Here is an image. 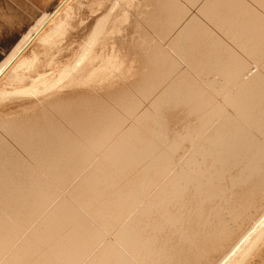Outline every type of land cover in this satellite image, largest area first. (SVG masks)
<instances>
[{"label":"bare ground","instance_id":"obj_1","mask_svg":"<svg viewBox=\"0 0 264 264\" xmlns=\"http://www.w3.org/2000/svg\"><path fill=\"white\" fill-rule=\"evenodd\" d=\"M33 1H35V0H32V3H33ZM66 1H68V0H56L54 3L51 4L50 8H48L46 12L45 11L43 12V10H42L43 13L40 12L43 14V16H41L42 14H40V16L42 17L41 20H39L40 22H38V24L36 26L34 25V28L32 27V30H30V32H29V30H27L28 34L25 32V34L27 36L25 35L24 42H22V44L20 45L21 40H19L18 42H20V43L18 45H20V46H18V45H17L18 47L15 46V47H17V50L11 51L10 53H12V52L13 53L10 56H9V54H5L6 56L8 55V57H6V60L4 62H2L0 65V79L4 75H5V77H7L6 73L8 72L9 68L12 66V64L14 62H16V59L19 58V56L26 50H28V53H27V55L25 54L26 57H24V58H26V60H27V58H28L27 56L29 54V45L31 43H33L32 41L34 39H36L37 37L39 39L37 42L35 41L36 42V43H34L35 45H37V43L40 42L41 40L43 41L45 39L46 40L49 39L48 41H50L49 36H53V38L51 40H52V44L54 45L53 47H55V46H57L56 44L58 43L57 37L61 38V36H62V38H63L64 35L66 36V33L68 32V30H70V28H68V27L71 25V23H69V26H68V23L60 22V21H63L62 17H60V18H62L61 20L56 19L58 22L57 25L53 24L54 26H51L50 28L47 27V25L51 21L53 23H55L53 20H55V16H57L56 14H58L60 9H63L62 7L65 5ZM151 1H153V0H151ZM164 1H166V0H164ZM169 1H172V0H168V2H166V3H163V2L159 3L156 0H154V2H156V3L153 2L154 4H156V7L154 6L155 10L156 9L159 10V11L156 10V12L157 13L160 12L162 19H166L168 16L170 17V14H168L167 17L163 15V14L166 15L167 12H172L175 10L178 11V9H181L180 7H183V9H187L185 6L182 5L185 3L187 4L186 0H182L183 3L181 4V6L178 2H176L177 0H175V3L176 4L178 3L179 5H175L173 3L174 0L172 2H169ZM70 2H71V0H70ZM75 2H77V1H75ZM189 2H191V1H189ZM34 3L32 5H34ZM104 3H105V1L98 0L97 5L104 7L103 6V5H105ZM190 4L191 3H189V5ZM68 5H69V3H68ZM119 5H123V7H125V8H123L124 14H121L122 16L124 15V21H126L128 19L130 20L132 17H134V19L137 22L142 24L141 25L142 27H145L146 29L150 27L148 30H151V31H153L156 28V26L153 25V26H155V28H153V30H152L151 27H153V26H150V25L148 26V23L143 22V19L136 15L137 14V13H135L136 11L135 12L132 11L130 5L122 4V0H114L112 5L110 6L111 9L110 10L108 9L109 12L107 10L106 11L107 13L103 14L101 16V18L98 19V21L96 20L97 25L95 26V29L93 30L94 32H91V34H92L91 39L90 40L87 39L89 41L88 46L83 47L82 52L78 55V59L75 61L76 63L75 64L72 63V65L73 64L74 65L68 67L69 71L64 72L65 73L64 75L61 73L62 71L60 72V74L63 75L59 79L60 82L59 81H56V83L52 82L54 85H56V84H58L57 82L61 83V80L62 81L64 80L62 82L61 88L51 89V87H53V86H51L50 90H48V91L45 90L47 93H44L45 91H42V97H43V95H45L48 103H47V101L44 102V99L40 96L39 93L38 94L34 93V98L29 96V98H30L29 99L27 97L28 98L27 102L25 100L24 103L21 105L18 103L14 104L13 110H10L12 108L9 109V107H7L9 110L8 109L5 110V108L2 110V106L0 105L1 110L5 112V115L0 116V213L2 214V215L0 214V262H1V260H4V258H5L4 256H6L10 251L13 250L16 252L17 249L16 250H14V249H15V245L18 247V243L16 244L15 241L17 240V238H19V236H20L19 239H21V237L24 236L23 234H25V236H27L26 235L27 232H25V231H24V233H22V231H21L22 234L20 233V235H18V233H19L18 229L20 228V225L22 227L25 224V226L27 227L29 225L28 223L33 221V219H35L33 217H35L36 214L39 215V212H40V214L42 213L41 212L42 210H40V209H42L45 206L44 202L42 200L44 198H47L44 200L46 203V201H48V198L51 199L53 197L50 195H52L51 193L56 192V191H53V189H54L53 186H52L51 191H50L49 187H51V185L48 186V188H49L48 189L46 187L47 184L48 185H49V183L54 184V182H56L60 178L59 177L58 179H56V176H58L60 174L59 172H61V174L63 172H65V175L63 173V176H66V173L70 174V171L73 172L74 169L71 170V167H70V166H72L71 164H73L74 161H75L74 164L75 163L80 164V162H82V160H79V159H81V157L85 158L84 156H82L85 153V152H83V149H85V148H83L82 146H80L78 144L79 141H82L85 144L87 143L88 145L90 144L89 147H91L93 150H99V149H94V147L95 148L99 147V148L103 149L102 151L100 149V151L102 153H103V151H105L106 148H108L106 150V152H104L103 154L98 151L99 153L97 152L98 154L96 155V158H97V156L98 157L101 156V158L99 160H101L103 158V162L105 161L108 165L112 166L111 168L114 167L119 171V173L121 172L124 175L126 174L125 176L121 175V177L124 176L126 178V176L128 175L126 178V180L129 182L128 184L132 185L131 187H133L135 192L140 195V196L138 195L139 197L137 198L135 193L132 191L133 189L130 190L129 187H127V186H126L127 187V189H126V187L123 186L122 182H124V181L121 182L122 183V185H121L120 179H119V181H118V179H116L119 182V185H117L115 183L116 180L114 178H112V177H114V174H113V176H110V177H109V175L108 176L106 175L111 170L110 171L106 170V172L108 171L107 173L104 171L105 169H110V168L106 167L105 164L102 162H101L102 165H101V163H98L100 161H97V163H96L97 165L93 161V163L95 165L92 164L94 167L92 165L91 166L93 167V169L95 171H97L96 172L97 174L94 173L95 171L93 172L92 170L91 171L88 170V171H90V173L88 172V175H89L88 177L93 176V174L98 175L99 171H104V174L106 173L105 174L106 176L104 175L103 177L99 178L100 175H98L95 178L90 177L87 179V177H85L83 174L82 176H84L83 177L84 179L81 177L83 182L80 180H77L80 183L75 181V182H77L76 183L77 185L74 187L72 186V188L73 189L75 188V190L74 191L68 190V193L67 192L65 193L67 195L69 194V197H67L69 200H67V201L70 203V205L74 204L73 206L71 205L72 207H74V206L77 207L80 205L84 207V209H82V210L88 216V217H86V215H85V217L89 220L90 224L93 222L95 223V224L93 223V225H96L94 227L95 228L94 230H98L97 233L101 232L103 234V232H102L103 230L107 231L108 230L107 228L111 227L113 225V223L114 224H115V222L119 223L122 220L121 225L119 227L117 226L118 224H116V226H114V230L117 228L116 232H114L113 234H110V235L108 234L109 235L108 240L111 239L112 244L110 243L111 244L110 245L109 244L110 241L108 242L106 240L110 246H107L105 248V246L103 245L102 247H104V248L102 251H100V248H102V247L99 246L97 248V254L99 255V251L101 254L97 258L93 257L94 260L92 258L91 260H93V261H91L90 264H120L119 260L121 261L122 264L123 263L124 264H175V263L210 264L209 262L210 261L212 262L214 257H216V252H218L220 247H221V246L219 247L217 243L218 242L220 243L221 240L222 241L224 240L227 242V240L229 239V235L232 234V231L230 229L231 225L234 226V223H235V222H231V224H230V222H229L228 223L229 224L228 229H226V227L221 225V224H218V225L214 224L212 226V223L210 222L211 216H215V217L219 216V217H222L225 219L226 215H229L230 220H233L236 222L237 221H241V222L246 221L243 219L244 217L250 218L249 217L250 215L248 216V211H247L246 207H250L251 205H254L256 197L263 190L264 179H260V178L262 176L264 177V84H263L264 81L262 83V82H260V80H258V81L256 80L257 77L256 78L254 77L255 78L254 80L252 79V81H248L249 83L246 82L247 84L245 83V85L236 89L237 91H235L234 93L231 92L232 94L230 93L231 95L228 96V98H222V99L219 98L218 100H216L214 98L217 102L220 101L218 103H222L221 105L222 106L224 105L223 108L224 107L225 108L223 110L222 106H220L218 103L217 104L220 107H218V105L216 104L215 107L213 105V108H216V106H217L218 110H219V108L221 110H223L222 111L223 114L220 115L219 119H218V117H216L218 120L214 123V125H212V126L210 125L211 126L210 129H209V127L207 129H204L202 127L203 125H200V124H205L206 122H208V120L204 121V123L198 124V126H201V129L203 128L204 130H200L201 132L198 133L199 135L197 134L198 136H196V137H195V135H196V131L198 129H193L190 126H185L188 123L184 124V120L183 121L179 120L181 123L183 122V124H184V125H182L181 130H180L182 132V135L177 136L176 135L177 133H176L174 135L177 137L178 141L175 142V139L171 140L170 139L171 134H170V136L168 135L169 132L167 133V131H168L167 128L165 129L164 128L165 126H163V127L161 126V122L163 124H165L169 120L168 121L166 120V122H165V119H163V118L166 117V114H165V117L163 116V118H161L162 117L161 113L162 112L167 113V111L173 110L174 107H177V106H174L173 104L175 102H177L175 100H179L178 97H176L178 95L177 94L175 95V97L177 99L171 98L170 94H168V93H170V90H171V89H169V91H167L168 92L167 94L165 92H162V93H165V95H163V96L159 92L161 95L159 94V96H157L159 98L156 99L157 98L156 94L158 92L157 90L160 89L159 81H160L162 75L165 74V72L167 73V71H168V63H169L168 58L163 57L159 53H154V52H157L156 50L154 52L152 51L153 52V53L151 52L152 54H148V55L144 54L145 59L143 58L144 60L142 61V66H141L142 67V73L140 76L138 75L139 76L138 77L136 75L141 71H139V69L137 67V65H139V64L135 65V63L132 60H130L133 58L129 59V58L124 57V56L121 58L120 57L118 58L116 56L117 58L116 57L108 58L106 60V63L102 62L103 65L100 66L99 63L96 64V62H95L96 60L91 54V53H93L92 51H95L94 50L95 45H97V46L99 44H102L103 46L106 45L107 43L105 44V40L107 41V39H108L107 35L108 34L112 35V33L114 32L115 25L114 26L111 25L112 26V28L110 29L111 33H108L107 31H109V30H106L105 27H106V23L109 22V18L113 19V17H112L113 15L110 16L112 14V10H114ZM8 6H9V4H8ZM39 6H40V4H39ZM207 6H209V5L206 3V9H207ZM11 7H10V9H11ZM35 7H37V5ZM64 7H66V6H64ZM101 7H100V9H101ZM45 8H47V7L45 6ZM39 9L41 10V8H39ZM43 9H44V7H43ZM183 11L184 10H182V12ZM193 11H197L196 8ZM62 12H64V11H62ZM114 12H115V10H114ZM180 12L181 11H178L179 14L176 12L177 16H180ZM130 13L132 15H130ZM30 14H31V12H30ZM171 14L173 15V13H171ZM176 14L174 13L175 17L173 16V18L175 20L177 17ZM1 15H2V13H1ZM157 15H159V13ZM172 15H171V17H172ZM23 16H25V15H23ZM130 16H132V17H130ZM2 17L3 18H0V55H2V52L5 51L4 49L7 47V45H9L10 40H12V38L15 36V33L17 31H20V28H21L20 26H18V24H16L17 22L15 23L13 21L14 22L13 23L12 21L8 20L10 18L5 19V16H2ZM6 17H7V15H6ZM152 17H155V16H152ZM163 17H166V18H163ZM34 18H37V17H34ZM57 18H58V16H57ZM112 19H111V22H112ZM174 19H171V20H174ZM87 20H88V18H87ZM166 20H168V19H166ZM171 20H169V21H171ZM35 21H37V20H35ZM153 21H154V19H153ZM156 21H154V22L156 23ZM163 21L161 20L160 23L162 24ZM181 21H182V19H181ZM85 22L86 21L83 22L84 23L83 25L86 27ZM130 22H128V23H130ZM27 23H28V21H27ZM158 23H159V20L157 21V24ZM160 23L158 24V26L160 25ZM175 23L177 25V22H175ZM179 23H178V25H179ZM249 23H251V22H249ZM19 24H21V22ZM50 24H52V23H50ZM89 24H88V26H89ZM172 24L173 23H171V25ZM76 25H77V21H76ZM128 25H130V24H128ZM151 25H152V23H151ZM164 25H166V22ZM167 25H168V22H167ZM167 25L163 26V27L167 28V27L171 26V25H169V26H167ZM74 26H75V24H74ZM81 26L79 25L78 28H80ZM158 26H157V28H158ZM161 26H159V27H161ZM172 26H174V25H172ZM243 26H244V23H243ZM46 27L48 28V30L46 29L47 31L45 33H43V35H42L41 32ZM119 27H121V26H119ZM163 27H161V28L164 29ZM29 28H30V26H29ZM161 28H159L160 32H161ZM80 29H83V28L81 27ZM80 29H78V30H80ZM143 29L144 28H142V30ZM245 29H246V27H245ZM83 30H82V32H83ZM85 30H86V28H85ZM105 30H106V32L104 33ZM173 30H175V29H173ZM190 30H192V29H190ZM25 31H26V29H25ZM50 31H52V32H50ZM117 31H119V30H117ZM184 31L186 32L187 30L183 29V32ZM188 31H189V29H188ZM70 32L71 31H69V33ZM180 32H181V30H180ZM183 32H181V33H183ZM72 33L74 34L76 32H72ZM163 33H164V31H163ZM184 33H183V35L181 34V36L179 35L180 39L182 36H184ZM192 33L195 34L194 31H192ZM158 34H159L158 37H160L162 32H161V34L160 33H158ZM188 34H186V36H184V38L182 37L183 40H187L186 37L189 38ZM80 35H82V34H80ZM77 36H79V35H77ZM149 36H151V35H149ZM163 36L164 37H162V38H165V33ZM190 36H193V35L190 34ZM60 38H59V40H60ZM65 38L68 40L67 36ZM71 38L73 39V37H71ZM87 38H90V37H87ZM19 39H22V38H19ZM169 39H171V38H169ZM177 39H178V37L175 39V41ZM180 39H178V40H180ZM70 40L71 39H69V43H70ZM189 41H191V39ZM41 42H40V44H41ZM44 42H46V41H44ZM74 42L76 43V41H74ZM151 42H153V41H151ZM154 42H156V41L154 40ZM177 42H179V41H177ZM180 42H182V40ZM183 42L187 43L186 41H183ZM166 43H167V41H166ZM167 44L169 45V43H167ZM177 44L178 43H176L175 45L177 46ZM43 45H46V44H43ZM153 45H155V44H153ZM171 45H170V47L168 46L170 49L172 47ZM74 46H71V48L69 47L68 50L66 51V53L68 55L67 62H70L72 57L74 58V55H76L75 54L76 51L73 50L75 48ZM77 46H79V45H76V47ZM137 46H136V49H137ZM179 46H180V44L178 45V47ZM182 46L183 45L181 44V47ZM60 47H58L57 49L60 50ZM65 47L66 46H64V48L63 47L62 48L65 49ZM72 47H74V48L72 49ZM229 47H231V46H229ZM145 48H147V47H145ZM236 48H238V47H236ZM53 49H56V48H53ZM57 49L55 50L56 51L55 54H57V52H58ZM114 49H115V47H114ZM177 49H179V48H177ZM31 50H30V53H31ZM149 51H151V50H149ZM49 52H51V50ZM175 52L176 53L178 52V54H179L180 50L179 51L175 50ZM61 53H62V51H61ZM164 53L165 54L167 53L166 50ZM186 53H184V54H186ZM64 54H65V52H64ZM112 54H113V52H112ZM165 54H164V56H167L170 54V52L167 55H165ZM180 54L178 56H181ZM53 55H54V53H53ZM119 55H120V53H119ZM137 55H139V54H137ZM65 56H66V54H65ZM134 56H135V54L133 55V57ZM178 56L176 55L177 58H178ZM189 56H191V55H189ZM91 57H93L94 59H92ZM138 57L140 59V56H138ZM170 57H169V60H170ZM172 57H174V56H172ZM64 58L65 57H63V59ZM75 58H77V56ZM89 58H91V60ZM74 59H72L71 62H74ZM89 60L90 61L93 60V63H95V64L92 65ZM129 60L131 62H129ZM182 60H183V58H182ZM35 61H38V60L36 59ZM82 61H85V62L82 64ZM104 61H105V59H104ZM20 62H22V61H20ZM51 62H52V60L49 63H51ZM53 62H54V60H53ZM79 62H81L80 65L82 64L80 69H79V67H77V63L79 64ZM173 62H175V60L174 61L172 60V65H174ZM172 65H171V67L169 66L171 70H173ZM28 66H29V64H28ZM35 66L37 67L36 64H35ZM47 67H49V66H47ZM181 67L183 70H185V68H187L186 65L185 66L183 65ZM255 67L258 70H260L262 73L258 77L260 79L261 75H264V71H263L264 68L262 66H259V65L255 66ZM61 68H63V67H61ZM61 68H60V70H61ZM76 68H78L79 70ZM148 68H149V70H148ZM10 69H12V68H10ZM28 69H29V67H28ZM28 69L26 71H28ZM30 69H31V67H30ZM175 69L177 70L178 67ZM13 70L15 71V69H13ZM173 71H171V72L173 73ZM260 71H257V72L260 73ZM15 72L18 73L20 71L16 70ZM29 72H28V74H29ZM71 72H73L74 74H77L78 76H80V75L84 76L83 75L84 73L89 74L88 78L84 79V82H86L85 85L81 84L78 80H76V79H78L76 77H75L76 78L75 79V78H72L73 76H71V78L68 79L67 77L69 76V73L71 74ZM146 72H147V74H146ZM168 72H170V71H168ZM11 73H14V72H11ZM25 73H23V74H25ZM42 73H44V72H42ZM73 73H72V75H74ZM204 73H205V71H204ZM189 74H190V72H189ZM8 75L10 76V77L8 76L10 79V84H11V81H13L12 83L15 84L19 79L17 77V75H10V71H9ZM52 75H54V74L52 73ZM19 76H22V75H19ZM55 76H56V74H55ZM86 76L87 75H85V77ZM115 76L119 77V79H121L124 82V84H122L123 82L121 83L120 80H117V78ZM163 76L166 77L167 75L165 74ZM168 76L171 77L170 73L168 74ZM23 77H24V75H23ZM192 77L193 76L191 75L190 78H192ZM263 77H262V79H263ZM7 78H5V80L9 81V80H7ZM127 78L129 80H127ZM162 78L164 79V77H162ZM186 78H187V76H186ZM163 79H161V81H163ZM183 79L181 78V80L179 82L175 83L177 85L174 88L176 90L178 89L177 91L181 90V92H182V90L183 91L185 90L184 96H182L183 92L178 93L176 90H174L171 87L173 89V91L177 92L179 95L182 94L181 95L182 98L185 97V99L184 98L181 99L182 103H181V100L179 101L181 104L186 106V107L183 106L184 107L183 109L191 106V104H193V105L195 104L194 107L192 108L193 110H194V108L199 109L202 106V107H205V108H202L203 111H205L207 108V111H205V112H208L207 113L208 115L210 114L208 116L209 118H210V116H214V115H212L214 111L213 112L211 111L212 114L209 113L211 106L207 103V99L210 97H207L208 95H206L205 96V97H207L206 101H205V98L203 99V97H201L202 99L199 98L200 96H202V94H204V95L206 94L205 91L201 90L202 94L200 93L201 95L199 94L200 95V96L198 95L199 97L197 96V94H195L196 92H193L194 95H193V93H191L193 96L192 95L189 96L190 94L186 95L187 97L185 96V92H187L188 90H191L193 88L191 86H193V84H195V83L191 84V82H189L190 80L188 81V79H186V80H185V78H183ZM5 80H4V82H5ZM192 80H194V79H192ZM46 81H48V80H46ZM129 81H131V82H129ZM17 83L19 84L20 82H17ZM49 85L47 86V88L49 87ZM87 85L90 88H92L96 92L97 95H95V93L93 94L91 92L92 89L89 90L88 88H86L85 86H87ZM162 86L163 85L161 83V87ZM195 86H196V88H198V89L195 88L197 90V93H199L200 92V91H198V90H200L199 87H197V84L194 85V87ZM155 88L156 89L158 88V89L156 90ZM195 89L193 88L192 91ZM2 91H3V89H2ZM38 91H39V88H38ZM192 91H190V92H192ZM231 91H234V90L232 89ZM203 92H205V93H203ZM134 94L138 98L136 96L134 97ZM171 94L173 95V92H171ZM12 95H14V94H12ZM160 96H162V97H160ZM194 96L195 97L197 96L198 98L197 97L195 98ZM173 97H174V95H173ZM190 97H194V98H190ZM219 97H221V96H219ZM11 99H13V98H11ZM16 99H18V98H16ZM214 99H213V101L210 99L209 100L214 102ZM23 100H24V98H23ZM36 101L39 102L40 105L43 106V108H41V106H39ZM141 101L142 102L144 101V103L141 104L140 103ZM0 102H2V104L4 103L3 100ZM180 103H177V104L175 103L176 105L179 104L178 109L180 108ZM169 104H172L173 108H171V106H169V108H168L169 110H167L166 106ZM211 105H212V103H211ZM6 106L7 105H5L4 107H6ZM114 107L116 109L121 108L122 111L126 112V114H125L126 116L124 118L126 119L128 117L129 119L128 120L126 119V121H125V119H123L125 121V123L123 122V120L120 116L118 117L117 110ZM14 108L16 109V111ZM181 108H182V105H181ZM181 108H180V111L176 110V108L174 109V111L176 110V112L178 111L179 114H181L180 112L183 110V109L181 110ZM147 109H149V110H147ZM189 109H191V108H189ZM143 110H144V113L140 114L141 111H143ZM185 110H187V109H185ZM193 110L190 113L191 115L193 113H196V112L198 113L197 110L195 112H193ZM187 111H189V110H187ZM216 111L217 110H215V112ZM176 112H175V114H176ZM178 112H177V114H178ZM189 112H187V113L183 112V113H186L188 115ZM218 112L220 114L221 111H218ZM121 113H123V112H121ZM168 113H170V112H168ZM201 113H203V112H201ZM171 114L172 113H170V115ZM219 114L217 113L216 115H219ZM121 115H123V114H121ZM199 115H201L200 112L197 114V116L199 117ZM171 116L173 117V115H171ZM203 116L204 115H202L201 117H203ZM205 116L203 118H205ZM178 117H180V115ZM216 118H215V120H216ZM177 119H182V117L177 118ZM205 119H207V117ZM213 119L214 118L212 117V120ZM210 120L211 119H209V122H211ZM200 121H202V120H200ZM58 122H62L63 126L65 125L66 130L63 129L64 127L63 128L59 127L60 129H57V127H56V129H54L55 125H57ZM176 122H178V121L176 120L175 123ZM186 122H189V120H187ZM62 123H59V124L62 125ZM167 124H169V122ZM178 124H180V123H178ZM174 125H177V124H174ZM188 125L192 126V124H190V122ZM167 126H169V125H167ZM206 126H208L207 123L204 125V127H206ZM172 128L173 127H171V129ZM144 130H146L147 131L146 133L147 134L149 133L150 137H152V139H153L152 141H151V139L149 140L146 138L147 135L146 134H145L146 136L144 135V133H143ZM175 130L177 132V129H175ZM175 130H174V133H175ZM171 138H172V136H171ZM51 141H52V144L55 145L54 149L57 147V149L55 151H53L52 154H51V152L50 153L48 152V150L50 148ZM75 141H77V142L75 143ZM159 141H161V142H159ZM156 142L161 143V144L163 143L162 145H164L165 147L164 146H163V148H161V146L159 147L158 145H156L157 144ZM178 142L183 144L185 146V149H184V151H182L183 153L180 156H178L179 155L178 154L176 157V151L181 149L179 147ZM187 142L189 144H187ZM67 144H69V145L67 146ZM92 144H94L95 146H93ZM81 145H84V144H81ZM79 146H80V148H78ZM52 149H53V147L51 146L50 151H52ZM86 149L88 150L87 147H86ZM87 150H85V151H87ZM89 151L90 150H88V152ZM81 152H83V153L81 154ZM89 153H93V152L90 151ZM85 154H86L87 158H89L91 156V155L89 156L88 153H85ZM170 156H174L175 160L174 159L172 160V158H170ZM92 158H93V156H92ZM86 160H88V163H89L91 158L86 159ZM170 160H172V161L170 162ZM209 160L212 162V166L209 168H207L205 166L206 168H203L204 163L209 161ZM85 162H87V161H85ZM85 162H83V163H85ZM83 163H82V165H84ZM88 163H85V164H88ZM91 163H92V161H91ZM82 165L80 164V165H76V166H79V168H80V166H82ZM84 167H82V168H84ZM50 168L52 169V171H53V169H55L58 172V175H57V173H55L56 176L54 175V171L52 172L55 178L50 177L51 176L50 175L51 172L49 173ZM72 168H74V166ZM75 168L77 169V167H75ZM82 168L80 170H82ZM88 169H92V168H88ZM29 170H33V171L35 170V171H37L39 173L41 172L43 174L42 177L44 178V180H46L48 182L47 184H44V185H46L45 187L49 191L50 195L48 194L47 191H45L46 188H44L45 190L43 189L42 184H39V182L37 183V181L35 182V180L39 179L40 175H39L38 179H33L34 182L30 181L31 174H30V178H28L30 182H26V179H25V182L23 181V179L27 178V176H25L23 178V176H22L23 173L22 174H20V173L21 172L26 173L27 171L31 172ZM75 170H74V172L78 173V171L76 170L77 171L76 172ZM80 170H79V172H80ZM14 172H16V173L20 172L17 175H21V177L23 179L22 180L19 179L20 177L18 176L16 180L19 179V180H21L22 183H20V182L15 183L17 181H15L14 183H11V180L13 181V179L16 177H13V179L10 180L9 176L7 174L11 173L14 175ZM37 172H35L36 174H34V172H33L32 176L34 175L37 178V176H38ZM44 172L45 173L47 172L49 174L46 175ZM91 172H92V174H91ZM84 173H85V175H87L86 174L87 171ZM100 173H102V172H99V174ZM116 173H118V172H116ZM27 174H25V175H27ZM78 174H80V173H78ZM108 174L111 175V173H108ZM6 175H7L8 179H7ZM70 175H69V177H72V175L71 176ZM102 175H103V173L101 174V176ZM74 176H75V174H73L72 178H74ZM158 176H159V178H158ZM42 177H41V179H43ZM115 177L118 178V176H115ZM10 178H11V176H10ZM53 178L55 179V181ZM156 178H158V179H156ZM71 179H70V181H71ZM65 180H67V178ZM68 180H69V178H68ZM46 181H44V182L46 183ZM60 181H61V179H60ZM95 181H98V182L96 183ZM101 181H102V184H101L102 186L99 187L100 186L99 182H101ZM154 181H155V183L153 184V186L151 185L152 187H150V189H148L147 187L151 183H153ZM40 182L43 183L41 180H40ZM59 182L57 181L55 184H58ZM62 182H63V180H62ZM67 183L69 185V181ZM61 184H63V187L66 188L65 186L67 184L65 186H64V182ZM59 185H60V183H59ZM74 185H75V183H74ZM126 185H127V183H126ZM60 187L62 188V186H60ZM144 189H146V190L148 189V190L143 191ZM60 190H62V189H60ZM152 190H156V191L153 192ZM58 192L59 191L57 190V193L55 195L61 194ZM62 192H63V190H62ZM140 192H145V193H140ZM48 195L51 198L48 197ZM54 197H56V196H54ZM218 197L222 201L223 205L219 204L221 202H219V203L216 202L215 199H217ZM260 197H261V195H260ZM262 198H263V196H262ZM61 200H62V198L59 199V201H61ZM257 200H258V198H257ZM62 201H61L62 204L64 202H66L65 200H64V202H62ZM133 201L135 202V206L134 207L132 206L133 209L131 210L129 208L131 206V203L134 204ZM68 202H67V204H69ZM41 203H43L44 206L41 205ZM211 203H212V205H211ZM49 204H50V202L48 203V205ZM63 205H62V207H63ZM58 206H61V204L57 205V207H56L59 210ZM65 206H68V205L65 204L64 207ZM69 206L67 207V209L69 208L71 210L70 212H72V211L74 212L76 210L77 213H80V212L82 213V211L78 212L77 208L75 209V208H72ZM229 206H230V208L227 209ZM62 207H60V210L62 209ZM64 207H63V209H64ZM252 207H255V205ZM263 208H264V206H263ZM55 209H53V210L55 211ZM69 209L67 211L64 209L65 211L62 210L61 212L59 210L58 212H59V214L62 212H64V213L66 212L65 214H68ZM50 210H52V209H50ZM260 210H262V208H260ZM43 211H45V210H43ZM51 213L52 212L50 211L49 214H51ZM81 213H80V216H81ZM52 214H54V213H52ZM56 214L58 215V213L55 212V214L53 215L54 217H52V218H54V220L51 222V224L49 223L50 227L54 229V230L51 229L53 232L57 231V229L59 227H61V225L63 224L62 222H61L62 223L61 224L59 221L58 222L61 225L58 222H56V220H58L57 218H55ZM62 214H60V215L62 216ZM72 215L73 214H71V213H69V215H66L67 217L63 215L64 217L68 218L69 220H67V219L65 220V218H63V217H61V219H64V221L67 224V221H72V220H70V219H72ZM68 216H70V217H68ZM83 216L81 217L82 220H80V222L84 221ZM37 217H39V216H37ZM37 217H36V219H37ZM74 217L73 218L75 219V221L77 220V222H79V220H78L79 218L77 216H74ZM76 217L78 219H76ZM48 219H49V217L47 216L46 222H44V224H48L47 223ZM50 219H51V217H50ZM74 219H73V221H74ZM59 220H60V217H59ZM262 220H264V218H262ZM37 221H39V220H37ZM73 221H72V225L70 223L68 224V225H71L70 229H72L73 232L74 231L78 232V230H79L80 232L84 233L86 231V229H89L87 227L88 226L87 224L89 222L86 223L87 226L85 225V227H84V225H83L84 223H77V222L73 223ZM257 221H258V219H257ZM257 221L255 222L256 227H254V226L252 227L253 230L255 228L256 229L253 232L249 233L246 237H244L245 240H243L242 239L243 237H242L241 238L243 240L242 243H239V244L235 243V244H237L238 247H235L236 250L233 249V250H235V252L233 250L231 251V252H233V254H232L233 256L230 254V257L228 258V256H229V253H228V255L224 259L225 261L218 262V263L213 261L214 264H229V262L235 258L234 256L235 255L237 256L238 252L240 250H242V247L244 245H246L247 242L251 238H253L254 233L257 231V229L261 225L260 222H257ZM48 222H50V220H48ZM84 222H87V221H84ZM261 223H262V221H261ZM37 224H36V226H37ZM42 224L43 223H41V225ZM90 224H89V227H90ZM237 224H241V223L237 222ZM48 225H43V226L48 227ZM43 226L40 227L41 228L40 230H42ZM91 227H90L91 232L92 231L94 232L93 227L92 228ZM23 228H22V230H23ZM36 228L35 229L33 228V229L36 230ZM68 228H69V226H68ZM238 228L240 229V227H238ZM241 228H242V226H241ZM33 229H31V230H33ZM46 229L50 230V228H46ZM60 229H58V231H61L60 236L66 237L65 236L66 233L62 234L63 230H62V228H60ZM64 229L66 231H63V232H67V233L69 232L68 233L69 235L72 234V233H70L71 230L67 231V226ZM112 229L110 230V232L112 231ZM24 230H26V228ZM31 230L28 231V235L33 234L31 232ZM40 230L38 229L37 232L36 231L35 232L38 233V231H39V233H40ZM52 231L49 234L53 233ZM235 231H236V229H235ZM235 231H234V233H235ZM250 231H252V230H250ZM48 232L49 231H45V233L43 232L44 233L43 235L44 236L46 235L47 237H44L42 234H40V236L42 235L41 236L42 241H43V238H45V240H47V242H48V240L51 238V237L49 238V235H47ZM36 233H34V235H31V236L38 238L39 236H35ZM92 233L87 232L86 234L84 233L85 235L83 234V236L80 233L79 235H81L80 237H84L83 239H86V240L93 237L94 238L93 239L94 240L93 247H94L97 244V243H95V241H96L95 238H97L98 236L95 235L97 237H94L93 234H95V233H93V234ZM101 233L98 235L101 236ZM244 233H245V231H244ZM16 234L18 235V237L16 236ZM38 234H36V235H38ZM77 234L78 233H74V234H72V236L66 237L67 241H68L67 243H70L71 241H73L74 243L77 242L76 245H74V243L71 242L70 246L74 245L73 246V248L75 247L74 249H72L69 246L70 249H67V250H69V251H67L66 249H64L65 247H67V245L65 247L62 245L61 248L64 249L65 251L69 252V253H70L71 249L73 251L75 250V252H76L79 247L82 248L81 249L82 251L79 252V254H80L79 259H77L79 261L82 259L81 253L84 250H86V248H84L85 247L84 245H86V246L89 245L88 244L89 242L87 243V241L84 240L85 243H87V244H82L80 246L78 244V242L79 241L83 242V239L81 238V240H80L79 236ZM51 235H53V234H51ZM60 236H59V238H60ZM104 236L105 235H103L102 238H104ZM15 237H17V238H15ZM258 237H259V234H258ZM27 238H29V237H27ZM27 238H26V241H27ZM39 238L35 239V240H37L36 242H38ZM47 238H49V239H47ZM98 238H100V237H98ZM41 239L39 240L40 242H41ZM63 239L60 238L59 241H61ZM75 239L76 240L79 239V241H75ZM69 240H71V241L69 242ZM230 240H233V239L231 238ZM238 240H239V237H238ZM21 241H23V240H21ZM88 241H92V238ZM102 241H103V239H102ZM234 241H235V239H234ZM29 242L30 241H28V242L24 241V243H29ZM44 242H46V241H44ZM64 242L66 243V241H63V243ZM107 242H105V243H107ZM20 243H23V242H20ZM30 243H29V245H30ZM227 243H229V242H227ZM231 243H232V241H231ZM98 244H99V242H98ZM29 245L21 246V248H20L21 251H20L19 255L16 252L18 256L15 253L12 257L9 258L10 255H8V258L7 257L6 258H7V261L8 260L9 261L8 262L6 260L2 261L3 264H33L30 261L32 260V258H31L32 253L31 252H34V249H33V247L31 249V246L28 247ZM223 245H224V249L222 250V253H223V251H227V250H225L226 244H223ZM232 245H230V246H232ZM60 246L58 248H60ZM96 246H95V248H96ZM35 247H37V245ZM252 247H253V245H252ZM38 248L39 247H37V249ZM61 248L59 250H61ZM90 248L93 249L90 246L87 249L90 250ZM78 250H80V249H78ZM229 250H231V249H229ZM36 251L38 253V250H36ZM67 252H66V254L64 253L65 256H67ZM24 253H27L26 254L27 256H28V254L31 253V256L30 257L28 256L29 259L27 257H25ZM59 253L61 254V256L64 257V255H62L63 253H61V252H59ZM69 253H68V256L70 258L68 257V259H70V260L69 261L67 260V261L70 264V262H72V260H73V264H75L77 261L74 262V259H76V258H74V255H70L72 253V251L70 254ZM76 253H75V255H76ZM85 253H87V250L85 251ZM222 253H220V254H222ZM225 253H227V252H225ZM36 254L34 253V255H36ZM39 254H41V253H39ZM39 254H37V256H35V257L38 258ZM82 254H84V253H82ZM84 255H83V257H85ZM43 256H44V254H43ZM77 256H75V257H77ZM263 256L261 257V259L264 258ZM33 258H34V256H33ZM40 258H41V256L38 259L39 261L42 260ZM47 258L48 257L46 256L45 259L47 260ZM64 258H66V257H64ZM10 259H11V261H10ZM45 259L43 257L44 261H45ZM114 259H116V260L114 261ZM244 260H245V258H244ZM244 260L242 262H244ZM258 260H260V259H258ZM237 261H239V260H237ZM32 262H34V261H32ZM35 262L37 263L38 261L36 260ZM35 262H34V264H35ZM261 262H259V263H261ZM46 263H44V264H46ZM37 264H40V262H38ZM52 264H54V263H52ZM77 264H80V263L77 262ZM85 264H86V262H85ZM87 264H88V262H87ZM241 264H243V263H241Z\"/></svg>","mask_w":264,"mask_h":264},{"label":"crops","instance_id":"obj_2","mask_svg":"<svg viewBox=\"0 0 264 264\" xmlns=\"http://www.w3.org/2000/svg\"><path fill=\"white\" fill-rule=\"evenodd\" d=\"M157 2H159V3H166V2H168V0H166V1H164V0H156ZM173 1V0H172ZM172 1H169V2H172ZM180 1V2H179ZM187 1V4L185 3V4H182L183 2H182V0H177L176 2H178L179 4H180V6H181V4L183 5V6H185L187 9H183V7H180L181 9H178V11H181L180 12V16H177V14H176V12L178 13V11L177 10H175V11H172V12H167V14L165 15V14H163L164 16H168V14H170V17L168 16L167 18L166 17H163V18H166V19H168V20H166V19H162V16L160 15V12H158L159 13V15H157L158 13L156 12V10H158V9H156L155 10V7H156V4H154V3H156V2H154V0L153 1H151V0H149L148 1V5L147 6H150L149 8L150 9H147V8H144L143 9V11L142 12H140V13H138L137 11L135 12V13H137L136 15L137 16H139V17H141L142 19H143V22H145V23H148V26L150 25V26H153V25H155L156 26V28H155V26H153V27H151L152 28V30H153V28H155L153 31H151V30H148L149 28H145V27H140V25H139V23L134 19V18H132V19H134L135 20V23L137 24V25H139V29H142V28H144L143 29V32H144V34L146 35V39H148L149 38V40H147V41H145L144 42V40L143 41H138V43L136 42H133V46H128L127 48H128V54L130 55L131 54V52H133V50L135 49V50H138V51H142L144 54H152L155 50L157 51V52H154V53H159L160 55H162L163 57H166V58H168V71H170V72H168L167 71V73L165 72V74L167 75L166 77L165 76H163V75H165V74H163L162 75V77H164V79L161 77V79H163V81H161V79H160V81H159V87H160V89H156L158 92H157V94H156V97L157 96H159V94L161 93L162 94V96L163 95H165V93L167 94L168 92L167 91H169V89H171L170 90V93H168V94H170V97L171 98H173V99H177L176 97H178V99L179 100H175V101H177V102H175L176 104L177 103H180L179 101L181 100V99H185V97H183L182 98V96H184V91L182 90V92H181V90H179V91H177L174 87H176V85L177 84H175V83H177V82H179L180 80H181V78L183 79V78H185V80L186 79H188V81L189 82H191V84H193V83H195V84H193V86H191V87H193L194 89L196 88V86L194 87V85H196L197 84V87H199V89L200 90H198V91H200L199 93H197V90L196 89H198V88H196L195 90H193L192 91V89L191 90H188L187 92H185V96L186 95H189V96H191L192 94L191 93H193V92H196L195 94H197V96L201 93L202 94V91H205L206 92V94L204 95V94H202V96H198L199 98H201V97H203V99L205 98V101H206V99H207V97H210V98H208L207 99V103L213 108V105H214V107H215V105L218 103V102H220V101H216V100H218L219 98H228V96H230L232 93L231 92H235V91H237L236 89H238L239 87H241V86H243V85H245V83L246 82H248V81H252V79L254 80L256 77V80L258 81V80H260V82H262L263 83V81H264V75H261V78L259 79L258 77L260 76V74H262L261 73V71L260 70H258L255 66H262L263 68H264V0H189V1H191V2H189L188 0H186ZM251 1V2H250ZM152 2V3H151ZM154 2V3H153ZM256 2V3H255ZM158 3V4H159ZM173 3L175 4V5H179L178 3L176 4L175 3V0L173 1ZM189 3H191L190 5H189ZM201 3V4H200ZM206 3L209 5V6H207V9H206ZM200 5V6H199ZM205 5V6H204ZM237 5V6H236ZM155 6V7H154ZM198 6V7H197ZM204 6V7H203ZM179 7V6H178ZM184 7V8H185ZM193 7V8H192ZM201 7V8H200ZM210 7V8H209ZM153 8V9H152ZM196 8V10L197 11H193L194 9ZM205 8V9H204ZM152 9V10H151ZM189 9V10H188ZM182 10H184L183 12H182ZM152 13H151V12ZM155 11V12H154ZM159 11V10H158ZM154 12V13H153ZM151 13V14H150ZM171 13H173V15L171 14ZM174 13L176 14V20L173 18V16L175 17V15H174ZM141 14V15H140ZM153 14V15H152ZM179 14V13H178ZM188 14V15H187ZM151 15V16H150ZM171 15H172V17H171ZM146 16V17H145ZM152 16H155V17H152ZM144 17V18H143ZM148 17V18H147ZM158 17V18H157ZM202 17V18H201ZM156 18V19H155ZM160 18V19H159ZM174 19V20H171V19ZM182 19V21H181V19ZM252 18V19H251ZM149 19V20H148ZM151 19V20H150ZM153 19H154V21H158L159 20V23L161 22V20L164 22H162V24L160 23V25L159 26H161V27H163V26H166L167 25V22H168V25L167 26H169V25H171V23H173L172 25H174V26H170V27H163L164 29H162L161 27H159L158 26V24H157V21H156V23L153 21ZM178 19V20H177ZM169 20H171V21H169ZM184 20V21H183ZM207 20V21H206ZM150 21V22H149ZM177 22V25H176V23L175 22ZM155 24H154V23ZM165 22H166V25H164L165 24ZM180 22V23H179ZM249 22H251V23H249ZM150 23V24H149ZM151 23H152V25H151ZM170 23V24H169ZM178 23H179V25H178ZM243 23H244V26H243ZM247 23V24H246ZM141 24V23H140ZM157 24V25H156ZM191 25V26H190ZM197 25V26H196ZM157 26H158V28H157ZM249 26V27H248ZM174 27V28H173ZM177 27V28H176ZM245 27H246V29H245ZM159 28H161V32H162V34H161V32H160V29ZM149 32H147L146 30ZM159 29V30H158ZM169 31H168V30ZM172 29V30H171ZM173 29H175V30H173ZM183 29L184 30H187L188 31V29H189V31L187 32H183ZM190 29H192V30H190ZM180 30H181V32H183L184 33V36H186V34H188V36H189V38L188 37H186V39L187 40H183V38H184V36H182L181 37V39L179 38V35L181 36V34L183 35V33H181L180 32ZM199 30V31H198ZM146 31V32H145ZM151 31V32H150ZM163 31H164V33H165V38H162V37H164L163 35H164V33H163ZM177 31V32H176ZM192 31H194L195 32V34H193L192 33ZM214 31V32H213ZM218 31V32H217ZM191 32V33H190ZM156 33V34H155ZM158 33H160L161 35H160V37H158L159 36V34ZM179 33V34H178ZM181 33V34H180ZM170 36H169V35ZM173 34V35H172ZM190 34L191 35H193V36H190ZM149 35H151L150 37H149ZM156 36V37H155ZM153 37V38H152ZM171 38V39H169V38ZM178 37V39H180V40H176L175 41V39ZM193 37V38H192ZM195 37V38H194ZM152 38V39H151ZM156 41V42H154V40ZM160 39V40H159ZM162 39V40H161ZM164 39V40H163ZM167 39V40H166ZM191 39V41H189V40ZM227 39V40H226ZM256 39V40H255ZM153 41V42H151V41ZM169 40V41H168ZM182 40V42H180ZM199 40V41H198ZM162 41V42H161ZM166 41H167V43H169V45L166 43ZM177 41H179V42H177ZM183 41H186L187 43H185V42H183ZM246 41V42H245ZM259 41V42H258ZM262 41V42H261ZM158 42V43H157ZM164 42V43H163ZM248 42V43H247ZM157 43V44H156ZM176 43H178L177 44V46L175 45ZM257 43V44H256ZM259 43V44H258ZM132 44V43H131ZM148 44V45H147ZM153 44H155V45H153ZM160 44V45H159ZM167 44V45H166ZM172 44V45H171ZM174 44V45H173ZM180 44V46L178 47V45ZM181 44L184 46H182L181 47ZM138 45V46H137ZM170 45L172 46L171 47V49L169 48L170 47ZM242 45V46H241ZM136 46H137V49H136ZM141 46V47H140ZM155 46V47H154ZM158 48H157V47ZM161 46V47H160ZM163 46V47H162ZM169 46V47H168ZM190 46V47H189ZM229 46H231V47H229ZM134 47V48H133ZM145 47H147V48H145ZM174 47V48H173ZM236 47H238V48H236ZM153 48V49H152ZM165 48V49H164ZM177 48H179V49H177ZM182 48V49H181ZM159 51H158V50ZM161 49V50H160ZM171 51H170V50ZM238 49V50H237ZM149 50H151V51H149ZM165 50H166V54L164 53L165 52ZM168 50V51H167ZM174 50V51H173ZM175 50H180V52H179V54L182 56H178L179 54H178V52L176 53L175 52ZM189 50V51H188ZM241 50V51H240ZM131 51V52H130ZM153 51V52H152ZM162 53H161V52ZM183 51V52H182ZM219 51V52H218ZM152 52V53H151ZM169 52H170V54H169ZM173 52V53H172ZM175 52V53H174ZM187 52V53H186ZM190 52V53H189ZM247 52V53H246ZM184 53H186V54H184ZM189 53V54H188ZM245 53V54H244ZM164 54L165 55H167V54H169L171 57L172 56H174V57H170L169 55H167V56H164ZM175 54V55H174ZM200 54V55H199ZM176 55L178 56V58L176 57ZM186 55V56H185ZM189 55H191V56H189ZM193 56V57H192ZM206 56V57H205ZM209 56V57H208ZM169 57H170V60H169ZM185 57V58H184ZM175 58V59H174ZM177 58V59H176ZM182 58H183V60H182ZM192 58V59H191ZM222 58V59H221ZM253 58V59H252ZM181 59V60H180ZM172 60L174 61L175 60V62H173L174 63V65H172ZM179 63H177V62ZM190 61V62H189ZM193 61V62H192ZM199 61V62H198ZM238 62V63H237ZM171 63V64H170ZM184 63V64H183ZM187 63V64H186ZM208 64V65H207ZM171 65H172V69L174 70L175 68H177L178 67V69L181 67V66H187V68H185V70H183L182 69V67L178 70H171L170 69V67H171ZM176 65V66H175ZM181 65V66H180ZM251 65V66H250ZM170 66V67H169ZM191 66V67H190ZM253 67V68H252ZM191 68V69H190ZM202 69V70H201ZM253 69V70H252ZM256 70V71H255ZM171 71H173V73L171 72ZM204 71H205V73H204ZM257 71H260V73L259 72H257ZM264 71V70H263ZM189 72H190V74H189ZM194 72V73H193ZM170 73V75H171V77L170 76H168V74ZM172 73V74H171ZM175 73V74H174ZM216 74V75H215ZM257 74V75H256ZM189 75V76H188ZM193 76L192 78H190V76ZM186 76H187V78H186ZM221 76V77H220ZM170 77V78H169ZM181 77V78H180ZM217 77V78H216ZM255 77V78H254ZM262 77H263V79H262ZM221 78V79H220ZM232 78V79H231ZM192 79H194V80H192ZM200 79V80H199ZM166 80V81H165ZM168 80V81H167ZM184 80V79H183ZM192 80V81H191ZM196 80V81H195ZM238 80V81H237ZM166 83H165V82ZM175 81V82H174ZM195 81V82H194ZM129 82H131V81H129ZM197 82V83H196ZM161 83H162V87H161ZM164 83V84H163ZM199 83V84H198ZM249 83V82H248ZM124 84V83H123ZM247 84V83H246ZM264 84V83H263ZM168 85V86H167ZM229 85V86H228ZM237 85V86H236ZM174 90H176L178 93H182L181 95H179L177 92H175V91H173V89ZM210 87V88H209ZM229 87V88H228ZM163 88V89H162ZM166 89V90H165ZM210 89V90H209ZM234 90V91H231V90ZM202 90V91H201ZM213 90V91H212ZM225 90V91H224ZM190 91H192V92H190ZM160 92V93H159ZM162 92H165V93H162ZM171 92H173V95H174V97H175V95L177 94L178 96H176L175 98L173 97V95L171 94ZM205 92H203V93H205ZM187 93V94H186ZM231 93V94H230ZM133 94V93H132ZM160 94V95H161ZM220 94V95H219ZM193 95H194V93H193ZM192 95V96H193ZM206 95H208L207 97H205ZM217 95V96H216ZM136 95L134 94V97H135ZM162 96H160V97H162ZM167 96V95H166ZM169 96V95H168ZM181 96V97H180ZM188 96V97H189ZM196 96V97H197ZM219 96H221V97H219ZM137 97V96H136ZM180 97V98H179ZM187 97V96H186ZM195 97V96H194ZM194 97H190V98H194ZM195 97V98H196ZM197 97V98H198ZM138 98V97H137ZM159 97H157L156 99H158ZM216 100H215V99ZM202 99V98H201ZM212 100L213 101V99H214V102H212V101H210V100ZM209 101V102H208ZM142 103H144V101L142 102L141 101V104ZM173 104L174 106H177V107H174L173 108V106H172V104H169V105H167L166 106V109L167 110H169L168 108H169V106H171V108H173V110H169V111H167L165 108V110L167 111V113H161L162 114V117L161 118H163V116L165 117V114H166V117L165 118H163V119H165V122H166V120L169 122V124H167V123H165V124H163L161 121V126L163 127V126H165L164 128L166 129L167 128V133H168V135L170 136V134H171V136H172V138H171V136H170V139L171 140H173V139H175V142H177L178 141V139H177V137L174 135V134H176L177 136H179V135H182V132L180 131L181 130V127H182V125H184V124H186V123H188L189 124V122H190V124H192V126L191 125H188V124H186L185 126H190L191 128H193V129H198L199 131L200 130H204V129H207L208 127H209V129L211 128V126L212 125H214V123L220 118V115H222L223 114V110H224V108H223V106L221 105L222 103H218L220 106H222V109L223 110H221L220 108H219V110L217 109V106H216V108H211L210 107V111H209V113H211L212 114V112H213V114L212 115H216L217 113L219 114V112L218 111H221L220 112V114L219 115H216L215 117L214 116H210V118L208 117L209 115L207 114L208 112H205V111H207V108H206V110L205 111H203V109L202 108H205V107H200L199 109H196V108H194V110L192 109L193 107H194V105L193 104H191V106H189V107H187V108H185V109H187V110H189V111H187V110H185V109H183L184 107L183 106H185V105H183V104H181L182 103V100H181V103H180V108H181V105H182V108H181V110L183 111V112H189V114L192 112V110H193V112H195L196 110L198 111V113L200 112V114L201 115H199V117L197 116V114L196 113H193L192 115L190 114H186V113H183L182 111L180 112L181 114H179V112L178 111H180V108L178 109V105H176V104ZM211 103H212V105H211ZM140 104V105H141ZM217 104V105H218ZM109 105V104H108ZM193 105V106H192ZM218 105V107H220ZM186 107V106H185ZM196 107V106H195ZM115 108V107H114ZM176 108V110H178L177 112H178V114H177V112H176V110L174 111V109ZM189 108H191V109H189ZM116 109V108H115ZM120 110H121V108H119ZM119 109H116L117 110V115H118V117L120 116L121 118H122V120L123 119H125L124 117L126 116L125 114H126V112L125 111H120ZM201 109V110H200ZM147 110H149V109H147ZM215 110H217L216 112H215ZM165 111V112H166ZM212 111V112H211ZM120 112V113H119ZM121 112H123V113H121ZM147 112V111H146ZM145 112V113H146ZM168 112H170V113H172L171 115H173V117L170 115V113H168ZM175 112H176V114H175ZM201 112H203V113H201ZM142 113H144V110L143 111H141V113L140 114H142ZM205 113V114H204ZM215 113V114H214ZM120 114V115H119ZM121 114H123V115H121ZM169 116H168V115ZM207 114V115H206ZM132 115V114H131ZM180 115V117H178ZM202 115H206L205 116V118L207 117V119H205V118H203V117H201ZM123 116V117H122ZM171 116V117H170ZM176 116V117H175ZM185 116V117H184ZM182 117V119H177V118H181ZM191 117V118H190ZM212 117L214 118L213 120H212ZM216 117H218V119L216 118ZM174 118V119H173ZM211 119L210 121L211 122H209V119ZM215 118H216V120H215ZM127 120L129 119L128 117L126 118ZM126 119H125V121H126ZM178 121V122H176L175 123V121ZM183 121L184 120V124H183V122L181 123L180 121ZM187 120H189V122H186ZM200 120H202V121H200ZM206 120H208V122H206L207 123V125L208 126H206V127H204V125L206 124H200V123H204V121H206ZM125 121L123 120V122L125 123ZM200 121V122H199ZM213 121V122H212ZM199 122V123H198ZM59 123H62V122H58V126L57 125H55V128L54 129H56V127H57V129H60V128H63V129H65L66 130V127H65V125L63 126V123H62V125H60ZM123 123V124H124ZM178 123H180V124H178ZM210 123V124H209ZM212 123V124H211ZM174 124H177V125H174ZM198 124H200V125H203L202 127L204 128H202L201 129V126H198ZM167 125H169V126H167ZM179 125V126H178ZM211 125V126H210ZM62 126V127H61ZM60 127V128H59ZM170 127V128H169ZM171 127H173L172 129H171ZM176 127V128H175ZM178 127V128H177ZM189 127V128H190ZM200 127V128H199ZM132 128V127H131ZM180 128V129H179ZM164 129V130H165ZM175 129H177V132H176V130ZM174 130H175V133H174ZM166 131V130H165ZM172 131V132H171ZM179 131V132H178ZM147 131L146 130H144V135L146 136V138L147 139H151V141L153 140L152 139V137H150V135H149V133L147 134L146 133ZM181 132V133H180ZM174 136V137H173ZM77 141H75V143H76ZM81 144H84V145H81ZM78 142V144L80 145V146H82L83 148H85V149H83V152H85V153H88L89 154V158H91V160H90V162L88 163V160H86V159H89V158H87L86 157V154L84 155H82V156H84L85 158H82L81 157V159H79V160H82V162H80V164L82 165V163L83 162H85V161H87V162H85V163H88V164H85V163H83L84 165H82V166H80V168H79V166H76V165H80L79 163L78 164H74V162H73V164H71L72 166H70L71 167V170L72 169H76L75 167H77V171H78V173H80V174H78V173H75L74 172V170H73V172L72 171H70V174L72 175V177H73V174H75V176H74V178H72V177H69V173H66V176H63V173H64V175H65V172H63L62 174H61V172H59L60 174V176L58 175V172L55 170V169H53V171H54V175L56 176V174L55 173H57V175L58 176H56V179H58L59 177V179L57 180L58 182L60 181V179H61V181L59 182L60 183V185H59V183L58 184H55L56 182H54V184H51V183H49V185L47 184L48 182L46 181V180H44V178L42 177L43 176V174L40 172H37V171H33V170H29V171H33L34 172V174H36L35 172H37L38 173V176H37V178L33 175L32 176V173L31 172H18V173H16V172H14V175L13 174H7L8 176H9V179L11 180V179H13V177H16V178H14L13 179V181L11 180V183H14L15 181H17V182H15V183H18V182H20V183H22L21 182V180L25 177V176H27V178H24L23 179V181L25 182V179H26V182H34V180L33 179H38V177H39V175H40V177H39V179L38 180H35V182L37 181V183L39 182V184H42L43 185V189L44 188H48V186H50L51 185V187H49L48 189L51 191V188H52V186H53V188L55 189H53V191H56V192H53V193H51L52 195H50L49 194V191L47 190V188H46V190L45 191H47L48 192V194L50 195V196H53L52 198L48 195V197H50L51 199H49L48 198V201L50 202V204L48 205V201H46V203H45V199H47V198H44L42 201L44 202V205H43V203H41V205H43L44 207L42 208V209H40V210H42L41 212V214H40V212H39V215L38 214H36L35 215V217H33V218H35V219H33V221H31V222H29L28 224V228L25 226V224L21 227V225H20V228L18 229L19 230V233H18V235H20V233H21V231H22V233H24V231L25 232H27L26 233V235L27 236H25V234H23L24 236H22L21 237V239H19L20 238V236H19V238H17L18 237V235L16 234V236L17 237H15V238H17V240L15 241L16 242V244L18 243V247L15 245V249L14 250H16V252L18 253V255H19V253H20V248H21V246H25V245H29V243H30V245L28 246V247H30L31 246V249H32V247H33V249H34V252H31L32 253V256H31V253L30 254H28V256L30 257L31 256V258H32V260L30 261L31 263H33L34 264V262L37 260L38 262H40V264H44V263H46V264H52V263H54V264H69V260L70 259H68V253L69 252H67V251H69V250H67V249H70V247L72 248V249H74L73 248V246L74 245H76L77 244V242L76 243H74L73 241H71V240H69V242L71 241L72 243H74V245H72V246H70L71 245V242L70 243H67L68 241H67V238L66 237H70V236H72V234H74V233H78L77 235L79 236V239L81 240V238L83 239L84 237H80L81 235L83 236V234L85 233H87V232H90V233H92L91 232V229H90V227L92 226L93 227V230L95 229L94 227L96 226V225H93V223H91L90 224V222H89V220L86 218V217H88L87 216V214L82 210V209H84V207L83 206H77V207H72L74 204H71L70 205V203L67 201V200H69L67 197H69V194L67 195V194H65L66 192L68 193V190H70V191H74L75 190V188L73 189L72 188V186L74 187V186H76L77 184V180H80V181H82L83 182V180H82V178L85 176V177H87V179L88 178H92V177H96V176H98V175H100V177L99 178H101V177H103L108 171H110V172H108V173H111V175L110 174H106L107 176L109 175V177L110 176H113V174H114V177H112V178H114L115 180L116 179H118V181H119V179H120V183L122 182V181H124V182H122L123 183V186L124 187H129V189L130 190H132L133 189V187H131L132 185H130V184H128L129 182L126 180V178H127V176H126V178L124 177L125 175L124 174H122L121 172L119 173V171L116 169V168H111L112 166H110V165H108L105 161L103 162V158L101 159V160H99V159H97L98 158V156H97V158H96V155L99 153V152H101L103 149H101V148H99V147H97V148H95L94 147V149H99V150H93L91 147H89L90 146V144L88 145L87 143L85 144V143H83L82 141H79ZM159 142H161V141H159ZM157 144L156 145H158L159 147L161 146V148H163V146L164 145H162L161 143H158V142H156ZM51 144H52V141H51ZM50 144V148H49V150H48V152L50 153L51 152V154L53 153V151H55L56 149H57V147L54 149V144H52L51 145ZM60 144V143H59ZM178 144L179 145H181V146H183V144H181L180 142H178ZM187 144H189L188 142H187ZM69 144H67V146H68ZM93 146H95L94 144H92ZM91 145V146H92ZM51 146L53 147V149H52V151H50L51 150ZM80 146L78 147V148H80ZM188 146V145H187ZM86 147L88 148V150H90V151H92L93 153H89L88 152V150L86 149ZM165 147V146H164ZM100 149H101V151H100ZM108 148H106L105 149V151H103V153L104 152H106V150H107ZM85 150H87V151H85ZM82 151V150H81ZM95 151V152H94ZM99 151V152H98ZM83 152H81V154L83 153ZM98 152V153H97ZM102 153V152H101ZM102 153V154H103ZM93 154V155H92ZM92 156H93V158H92ZM97 160H96V159ZM84 159V160H83ZM78 161V160H77ZM91 161H92V163H91ZM93 161L95 162V164L97 163V161H100V162H98V163H104L105 164V166L106 167H109L110 169H105L104 171L106 172V170H108L105 174H104V171H99V172H102L103 173V175L101 176V174L102 173H100L99 174V172H98V175H95V174H93V176H90V177H88L89 175H88V172L90 173V171L92 170L93 172L95 171L94 169H93V165H95L94 163H93ZM79 162V161H78ZM91 163V164H90ZM102 163H101V165H102ZM93 164V165H92ZM89 165V166H88ZM93 167H92V166ZM97 165V164H96ZM74 166V168H72ZM85 166V167H84ZM91 166V167H90ZM82 167H84V168H82ZM79 168V169H78ZM82 168V170H80ZM88 168H92V169H88ZM51 169V168H50ZM49 169V173H50V177H54V175H53V171H52V169L50 170ZM70 169V168H69ZM84 169V170H83ZM75 170V171H76ZM79 170H80V172H79ZM88 170H90V171H88ZM76 171V172H77ZM87 171V175H85V173L84 172H86ZM97 171H95L94 173H96ZM114 172V173H113ZM116 172H118V173H116ZM22 174V176H23V178L21 177V175H17V174ZM29 175H28V174ZM45 173V172H44ZM49 173H45L46 175L47 174H49ZM73 173V174H72ZM82 173V174H81ZM116 173V174H115ZM17 176H16V175ZM25 174H27V175H25ZM30 174H31V178H30ZM84 174V176H82ZM91 174H92V172H91ZM90 174V175H91ZM97 174V173H96ZM7 175H6V177H7ZM70 175V176H71ZM105 175V176H106ZM121 175H124V176H122L121 177ZM10 176H11V178H10ZM20 177L19 179H21V180H16L17 179V177ZM29 176V177H28ZM48 176V177H49ZM68 176V177H67ZM115 176H118V178L117 177H115ZM34 177V178H33ZM41 177L43 178V179H41ZM62 177V178H61ZM67 178V180H68V178H69V185H68V181L67 180H65L66 178ZM82 177V178H81ZM120 177V178H119ZM28 178H30V181H29V179ZM55 178V177H54ZM53 178V179H54ZM64 178V179H63ZM72 178V179H71ZM77 178V179H76ZM7 179H8V177H7ZM70 179H71V181H70ZM84 179V178H83ZM98 179V178H97ZM28 180V181H27ZM40 180L43 182V183H41L40 182ZM62 180H63V182H64V186L66 187V188H64L63 187V184H61V183H63L62 182ZM65 180V181H64ZM126 180V181H125ZM44 181H46V183L44 182ZM54 181H55V179H54ZM75 181H77V182H75ZM117 181V180H116ZM115 181V183L117 184V185H119V182L117 181L116 182ZM96 183L98 182V181H95ZM74 183H75V185H74ZM78 183H80V182H78ZM122 183H121V185H122ZM126 183H127V185H126ZM44 184H47V186L46 185H44ZM73 184V185H72ZM99 184H100V186L99 187H101L102 185V181L101 182H99ZM125 184V185H124ZM57 185V186H56ZM41 186V185H40ZM46 186V187H45ZM59 186V187H58ZM60 186H62V188L60 187ZM68 186V187H67ZM70 187V188H69ZM123 187V188H124ZM127 187H126V189H127ZM69 188V189H68ZM60 189H62L63 190V192H62V190H60ZM73 189V190H72ZM125 189V188H124ZM57 190L59 191L58 193H61V194H58V195H55L56 193H57ZM134 193H136L135 192V190L133 189L132 190ZM140 193H145V192H140ZM63 194V195H62ZM54 196H56V197H54ZM58 197V198H57ZM64 197V198H63ZM62 198V202H64V200L66 201V202H64L63 204L65 205H70L69 207H72V208H77V211L78 212H80V211H82V213H81V216H80V213H77L76 212V210L73 212H70L71 210L69 209V211H68V214H65L64 212H62V213H60V214H62V216L59 214V210H60V207H62V203H61V201H59V199H61ZM53 202H52V201ZM55 200V201H54ZM58 203H57V202ZM67 202L69 203V204H67ZM134 202V201H133ZM54 203V204H53ZM38 204V203H37ZM36 204V205H37ZM56 204V205H55ZM59 204H61V206H58L59 207V210L56 208L57 207V205H59ZM133 204V203H132ZM131 204V206H130V209L132 210L133 209V207L135 206V202H134V204L132 205ZM39 205V204H38ZM64 205H63V207H64ZM54 206V207H53ZM68 206H65L64 207V209L67 211L68 209H67V207ZM133 206V207H132ZM51 207V208H50ZM63 207H62V209L60 210V212L63 210V211H65L64 209H63ZM56 208V209H55ZM50 209H55V211L53 210H50ZM79 209V210H78ZM39 210V211H40ZM43 210H45V211H43ZM73 210V209H72ZM130 210V211H131ZM48 211V212H47ZM52 212V213H54L55 214V212H57L58 213V215L56 216L55 215V218H57L58 220H56V222H62L60 225H61V227H59L58 229H60V228H62V230L63 231H66L64 228H66V226H67V231L68 230H71L72 231V229H70V227H71V225H72V221H73V219L75 218L74 216H77L76 217V219H78L79 220V222H77V220L75 221V219H74V221H73V223H84L83 225H84V227H85V225H86V223H88L86 226L89 228V229H86V231L84 232L83 230V232L84 233H82V232H80L79 230H78V232L76 231H70V233H72V234H68L67 232H63L62 231V234H65V236L66 237H63V236H60V234H61V231H58V229H57V231H55V232H53L51 229H53V228H51L50 227V224H51V222L54 220V218H52V217H54L53 215L54 214H49V212ZM129 211V212H130ZM38 213V212H37ZM45 213V214H44ZM48 213V214H47ZM69 213H71V214H73L72 215V219H70V220H72V221H67V224H66V222L64 221V219H61V217H63V218H65V220L67 219V220H69L68 218H66L67 216L66 215H69ZM1 214V213H0ZM47 214V215H46ZM76 214V215H75ZM2 215V214H1ZM44 215V216H43ZM46 215V216H45ZM66 216V217H64V216ZM79 215V216H78ZM84 215V216H83ZM85 215H86V217H85ZM37 216H39V217H37ZM47 216L49 217V219L48 220H50V222H48V220H47V223L49 224H44V222H46V218H47ZM71 216V215H70ZM70 216H68V217H70ZM83 216V220L84 221H87V222H84V221H81L80 222V220H82V217ZM36 217H37V219H36ZM42 217V218H41ZM50 217H51V219H50ZM59 217H60V220H59ZM74 217V218H73ZM85 217V218H84ZM131 218V217H130ZM129 218V219H130ZM44 219V220H43ZM86 219V220H85ZM128 219V218H127ZM126 219V220H127ZM37 220H39V221H37ZM64 222H63V221ZM91 220V219H90ZM122 221V220H121ZM121 221L119 222V223H117L118 225V227L121 225ZM128 221V220H127ZM126 221V222H127ZM31 223V224H30ZM35 223V224H34ZM38 223V224H37ZM41 223H43L42 225H41ZM71 224V225H68V224ZM36 224H37V226H36ZM58 224V225H59ZM89 224H90V227H89ZM95 224V223H94ZM27 225V224H26ZM43 225H48V227H46V226H43ZM66 225V226H65ZM81 225V224H80ZM41 226H43L42 227V230H40L41 228ZM68 226H69V228H68ZM116 226V225H115ZM24 227V228H23ZM37 227V228H36ZM86 227V228H87ZM91 227V228H92ZM22 228H23V230H22ZM26 228V230H24ZM36 228V230H34V229ZM46 228H50V230H48V229H46ZM110 228V229H109ZM109 228H107L108 230L106 231V230H103L102 232H103V234L101 233V236H99L98 234H100V233H97V231L98 230H94V232L93 233H95V234H93L94 235V237H100V238H95V243H97L95 246H96V248H95V246L93 247V243H94V238L93 237H91L92 238V241H88V240H90V239H88V240H86V239H83V242L82 241H79V239L78 240H76L75 239V241H79L78 242V244L81 246L82 244H87L88 242V244L89 245H87L88 247L90 246V247H92L93 249H91L90 248V250L89 249H87L88 247L86 246V245H84L85 247L84 248H86V250H87V253H85V251L86 250H84L82 253H84V254H82L81 253V257H82V259L81 260H77V259H79V256H80V254H79V252L80 251H82L81 249L82 248H78V249H80V250H78L77 249V253L75 252V250L73 251L72 249L70 250V253H71V251H72V253L70 254V255H74V258H76V259H74V262L75 261H77L78 263H80V264H85V262H86V264H87V262H88V264H90V262L91 261H93L94 260V258H97L101 253H100V251H102L103 250V248L104 247H102L103 245L105 246V248L107 247V246H110L112 243H111V239L110 240H108L109 238H108V236L110 235V234H113L114 232H116V230H117V228L114 230V227H109ZM113 228V229H112ZM31 229H33V230H31ZM40 230V233H39V231H38V233H36L37 232V230ZM97 229V228H96ZM112 229V233L110 232V230ZM17 230V231H18ZM31 230V232L33 233V234H31V235H34V233H36V234H38V235H36L35 234V236H39L38 238H39V240L41 239V236L45 233V231H49L48 232V234L47 235H49V238H47V239H49L48 240V242H47V240H45V238H43V241H42V239H41V242L38 240V242H36L37 240H35V239H38V238H36V237H34V236H31L30 234L28 235V231H30ZM44 230V231H43ZM54 230V229H53ZM61 230V229H60ZM85 230V229H84ZM36 231V232H35ZM44 233H43V232ZM53 232V233H51V234H53V235H51V234H49L50 232ZM96 231V232H95ZM108 232V233H107ZM21 233V234H22ZM47 233V232H46ZM81 233V235H79ZM97 233V234H96ZM40 234H42L41 236H40ZM68 234V235H67ZM84 234V235H85ZM109 234V235H108ZM92 235V236H93ZM95 235H97V236H95ZM103 235H105L104 236V238H102L103 237ZM117 235V234H116ZM44 236V235H43ZM59 236H60V238L61 239H63V240H61V241H59L60 240V238H59ZM27 237H29V238H27ZM33 237V238H32ZM44 237H47L46 235L44 236ZM25 240H24V239ZM26 238H27V241H26ZM66 238V239H65ZM103 239V241H102V239ZM30 239V240H29ZM21 240H23V241H21ZM33 240V241H32ZM35 240V241H34ZM87 241V243H85V241ZM100 240V241H99ZM109 242V244H108V242ZM24 241L25 242H28V241H30L29 243H24ZM44 241H46V242H44ZM63 241H66V243L64 242L63 243ZM99 242V244H98V242ZM20 242H23V243H20ZM33 242V243H32ZM82 242V243H81ZM91 242V243H90ZM105 242H107V243H105ZM36 243V244H35ZM63 243V244H62ZM65 244V245H64ZM92 244V245H91ZM106 244V245H105ZM108 244V245H107ZM20 245V246H19ZM37 245V247H39L38 249H37V247H35V246ZM44 245V246H43ZM61 245V246H60ZM62 245L65 247L66 245H67V247H65L64 249H66L67 251H65L64 249H62L61 247H62ZM60 246V248H61V250H59L60 248H58ZM70 246V247H69ZM102 247V248H100V251H99V255L97 254V248L98 247ZM36 249H35V248ZM19 250V251H18ZM36 250H38V253H37V251ZM59 250V251H58ZM64 250V251H63ZM90 252H89V251ZM33 251V250H32ZM63 251V252H62ZM14 252V253H13ZM15 251H10L6 256H4L5 258H4V260H1V262H0V264H3V262L2 261H7V258H8V255H10L9 256V258L10 257H12L15 253H16ZM51 252V253H50ZM59 252H61V253H63L62 255H64V257H66V258H64L63 256H61V254L59 253ZM66 252H67V256H65V254H66ZM74 252V253H73ZM96 254H95V253ZM12 253V254H11ZM17 253H16V255H17ZM34 253L36 254H39V253H41V254H39L40 256H41V258L40 259H42V260H38L39 259V255H38V258L37 257H35V256H37V254L36 255H34ZM65 253V254H64ZM75 253H76V255H75ZM25 254V257H27L28 258V256L26 255L27 253H24ZM43 254H44V256H43ZM89 254V255H88ZM95 254V255H94ZM17 255V256H18ZM78 255V256H77ZM83 255L85 256V257H83ZM92 255V256H91ZM94 255V256H93ZM97 255V256H96ZM33 256H34V258H33ZM46 256L48 257L47 258V260L45 259L46 258ZM75 256H77V257H75ZM7 257V258H6ZM43 257H44V259H45V261L43 260ZM91 257V258H90ZM94 257V258H93ZM64 258V259H63ZM70 258V257H69ZM85 258V259H84ZM89 258V259H88ZM93 258V260H91ZM29 259V258H28ZM35 259V260H34ZM84 259V260H83ZM51 260V261H50ZM67 262H66V261ZM88 260V261H87ZM90 260V261H89ZM116 259H114V261H115ZM9 261V260H8ZM7 261V262H8ZM10 261H11V259H10ZM32 261H34V262H32ZM42 261V262H41ZM50 261V262H49ZM61 261V262H60ZM66 263H65V262ZM102 261V260H101ZM37 262V263H38ZM44 262V263H43ZM77 262L75 263V264H77ZM6 263V262H5ZM36 262H35V264H37ZM73 264V260H72V262H70V264ZM119 263L120 264H122L121 263V261L119 260ZM127 263V262H126ZM124 264V263H123Z\"/></svg>","mask_w":264,"mask_h":264},{"label":"rangeland","instance_id":"obj_3","mask_svg":"<svg viewBox=\"0 0 264 264\" xmlns=\"http://www.w3.org/2000/svg\"><path fill=\"white\" fill-rule=\"evenodd\" d=\"M10 1V2H9ZM36 1V2H35ZM35 1H33V3H34V5H32L33 3H32V0H0V18H3L2 16H5V19H8V18H10V19H8V20H10V21H14L16 24H18V26H20L19 28H20V31H17L16 33H15V36L12 38V40H10V43H9V45H7V47L3 50L4 52H2V55H0V65H1V63L2 62H4L5 60H6V57H8V55L6 56L5 54H9V56L13 53H10L11 51H16L17 50V47L18 46H20L21 44H22V42H24V39H25V32L28 34V32H27V30H29V32H30V30H32V27L34 28V25L36 26L37 24H38V22H40L39 20H41V16H43V12L45 11H47V9L48 8H50V6H51V4L52 3H54L56 0H35ZM41 1V2H40ZM74 1V2H73ZM75 1H77V2H75ZM97 1V2H96ZM102 1H105V5H103L104 7H101V6H99V5H97V3H98V0H71V2H70V0H68V1H66V3H65V5L64 6H66V7H62L63 9H60L59 10V12H58V14H56L57 16H58V18H57V16H55V20H53L55 23H53L52 21L50 22V23H52V24H48L47 25V27L48 28H50L51 26H54V25H57L58 24V22H57V20H61L62 18V20L63 21H60V22H63V23H68V26H69V23H71V27L69 26H67L68 28H70V30H68V32L66 33V36H67V38H68V40L65 38L66 36L64 35L63 36V38H62V36H61V38H60V40H59V38L57 37V39H58V43L56 44L57 46H55V47H53L54 45L52 44V38H53V36H49V38H50V41H48L49 39H45V40H41L40 42H41V44H40V42H38L37 43V45H35L34 43H36L37 41H38V37L36 38V39H34L32 42L33 43H31L30 45H29V54H28V58H27V60H26V58H24V57H26V55H27V53H28V50H26V51H24L20 56H19V58H17L16 59V62H14L13 64H12V66L14 67L15 65V67L13 68L12 66L10 67V68H12V69H10L9 68V70H8V72L6 73V76L8 77L9 75V71H10V75H17V77L19 78L18 79V81L17 82H20L19 84L16 82L15 84L14 83H12L13 81H11V84H10V79H9V77L7 78V77H5V75L0 79V101H4V103L2 104V102H0V105L2 106V110L5 108V110L6 109H8L7 107H9V109L10 108H12V109H10V110H13V106H14V104H23L24 103V101L26 100V102H27V99L29 98V96L30 97H32V98H34V93L35 94H40V96L42 97V91H45V90H50V87L51 86H53V87H51V89H58V88H61V85H62V82L64 81H62L61 80V83H59L60 81H59V79L65 74L64 72H66V71H69L68 70V67H70V66H73L76 62V60L78 59V55L82 52V50H83V47H87L88 46V40H90L91 39V32H94L93 30L95 29V26L97 25V21H98V19L99 18H101V16L103 15V14H105V13H107L106 11L109 9H111L110 8V6L112 5V3L114 2V0L112 1V0H102ZM112 1V2H111ZM148 1L149 0H122V4H124V5H130L131 6V9H132V11H137L138 13H140V12H142L143 11V9L144 8H147V9H149V7L150 6H147L149 3H148ZM2 2V3H1ZM6 2V3H5ZM8 2V3H7ZM23 2V3H22ZM25 2V3H24ZM108 2V3H107ZM28 3V4H27ZM31 3V4H30ZM37 3V4H36ZM50 3V4H49ZM68 3H69V5H68ZM2 4V5H1ZM8 4H9V6H8ZM37 5V7H35L36 5ZM39 4H40V6H39ZM71 4V5H70ZM85 4V5H84ZM147 4V5H146ZM32 5V6H31ZM73 5V6H72ZM12 6V7H11ZM24 6V7H23ZM32 8H31V7ZM34 6V7H33ZM45 6L47 7V8H45ZM71 6V7H70ZM9 7V8H8ZM10 7H11V9H10ZM43 7H44V9H43ZM83 7V8H82ZM100 7H101V9H100ZM133 7V8H132ZM17 8V9H16ZM24 8V9H23ZM39 8H41V10L39 9ZM69 8V9H68ZM123 8H125V7H123V5H119V6H117L114 10H115V12H114V10H112V14L110 15V16H112L113 17V19L112 18H109V22H107L106 23V30H109V31H107L108 33H111V31H110V29L112 28V26H114L115 25V28H114V32L112 33V35L110 34H106L107 36H108V39H107V41L105 40V44L106 45H102V44H99L98 46L97 45H95V48H94V50L95 51H92L93 53H91L92 54V56L95 58V62H96V64H100V66L101 65H103L102 64V62L104 63H106V60L108 59V58H113V57H127V58H133V59H130V60H132L134 63H135V65H137V64H139V65H137V67H138V69H139V71H141V72H139L136 76H140L141 75V73H142V61L145 59L144 58V53L142 52V51H138V50H133V52H131V54L129 55L128 54V49H127V47L129 46H133L134 44H133V42H138V41H147V39H146V36H145V34H144V32H143V30L142 29H139V25H140V27H142L141 25L142 24H140L139 22V25H137L136 23H135V20L134 19H132V18H134V17H132V16H130V17H132L129 21L128 20H126V21H124V15L122 16L121 14H124V9ZM9 9V10H8ZM22 11H21V10ZM32 9V10H31ZM37 9V10H36ZM65 9V10H64ZM134 9V10H133ZM18 10V11H17ZM24 10V11H23ZM30 10V11H29ZM39 10V11H38ZM42 10H43V12H42ZM109 10H108V12H109ZM4 11V12H3ZM21 11V12H20ZM28 11V12H27ZM62 11H64V12H62ZM103 13H102V12ZM7 12V13H6ZM10 12V13H9ZM20 12V13H19ZM24 12V13H23ZM26 12V13H25ZM30 12H31V14H30ZM36 12V13H35ZM40 12H42V13H40ZM117 12V13H116ZM1 13H2V15H1ZM4 13V14H3ZM19 13V14H18ZM74 13V14H73ZM27 14V15H26ZM40 14H42L41 16H40ZM63 14V15H62ZM6 15H7V17H6ZM23 15H25V16H23ZM35 15V16H34ZM38 15V16H37ZM60 15V16H59ZM65 15V16H64ZM120 15V16H119ZM130 15H132L131 13H130ZM32 16V17H31ZM34 17H37V18H34ZM60 17H62V18H60ZM67 17V18H66ZM88 18V20H87V18ZM91 17V18H90ZM24 18V19H23ZM40 18V19H39ZM65 18V19H64ZM117 18V19H116ZM122 18V19H121ZM34 19V20H33ZM57 19V20H56ZM95 19V20H94ZM111 19H112V22H111ZM119 19V20H118ZM18 20V21H17ZM35 20H37V21H35ZM91 22H90V21ZM97 20V21H96ZM21 22V24H19L20 22ZM27 21H28V23H27ZM33 21V22H32ZM69 21V22H68ZM72 21V22H71ZM75 23H74V22ZM76 21H77V25H76ZM84 21H86L85 22V25H86V27L83 25L84 23L83 22ZM90 23H88V22ZM131 21V22H130ZM13 22V23H14ZM19 22V23H18ZM23 22V23H22ZM79 22V23H78ZM114 22V23H113ZM126 22V23H125ZM128 22H130V23H128ZM75 24V26H74V24ZM113 23V24H112ZM124 23V24H123ZM54 24V25H53ZM88 24H89V26H88ZM128 24H130V25H128ZM30 26V28H29V26ZM79 25L85 30V28H86V30L84 31L83 29H80V28H78L79 27ZM112 25V26H111ZM88 26V27H87ZM119 26H121V27H119ZM128 28H127V27ZM28 27V28H27ZM44 28V30L41 32L42 33V35H43V33H45L47 30H48V28ZM124 27V28H123ZM23 28V29H22ZM123 30H122V29ZM25 29H26V31H25ZM47 29V30H46ZM78 29H80V30H78ZM136 29V30H135ZM73 30V31H72ZM82 30H83V32H82ZM91 30V31H90ZM106 30L104 31V33L106 32ZM117 30H119V31H117ZM69 31H71L70 33H69ZM127 31V32H126ZM50 32H52V31H50ZM72 32H76V33H72ZM80 32V33H79ZM82 32V33H81ZM90 32V33H89ZM87 33V34H86ZM128 33V34H127ZM22 34V35H21ZM50 34V33H49ZM53 34V33H52ZM80 34H82V35H80ZM90 34V35H89ZM17 35V36H16ZM77 35H79V36H77ZM22 36V37H21ZM27 36V35H26ZM41 36V35H40ZM39 36V37H40ZM73 37V39L71 38V37ZM24 37V38H23ZM70 37V38H69ZM87 37H90V38H87ZM112 37V38H111ZM150 37V36H149ZM19 38H22V39H19ZM16 39V40H15ZM55 39V38H54ZM69 39H71L70 40V43H69ZM76 39V40H75ZM88 39V40H87ZM19 40H21L20 42H18ZM148 40H149V38H148ZM36 41V42H35ZM44 41H46V42H44ZM54 41V40H53ZM67 41V42H66ZM74 41H76V43L74 42ZM18 42V43H17ZM20 43V45H18ZM132 43V44H131ZM33 44V45H32ZM43 44H46V45H43ZM69 44V45H68ZM79 45V46H77L76 47V45ZM18 45V46H17ZM32 45V46H31ZM41 45V46H40ZM75 45V46H74ZM84 45V46H83ZM15 46H17V47H15ZM34 46V47H33ZM37 46V47H36ZM48 46V47H47ZM61 46V47H60ZM64 46H66L65 47V49H63L64 48ZM71 46H74V47H72V49L73 50H75L76 51V55H74V58L77 56V58H73L72 57V59H74V62H71L72 61V59H71V61L70 62H67V57H68V55H67V53H66V51L68 50V48L70 47L71 48ZM112 46V47H111ZM58 47H60V50H58L57 48ZM63 47V48H62ZM114 47H115V49H114ZM34 48V49H33ZM49 48V49H48ZM53 48H56L57 49V54H55L56 53V49H53ZM32 49V50H31ZM46 49V50H45ZM109 49V50H108ZM30 50H31V53H30ZM51 50V52H49ZM65 50V51H64ZM80 50V51H79ZM114 50V51H113ZM60 51V52H59ZM61 51H62V53H61ZM64 52H65V54H66V56H65V54H64ZM112 52H113V54H112ZM135 52V53H134ZM137 52V53H136ZM4 53V54H3ZM53 53H54V55H53ZM60 55H59V54ZM78 53V54H77ZM108 53V54H107ZM119 53H120V55H119ZM135 54V56L133 57V55ZM143 53V54H142ZM26 54V55H25ZM36 54V55H35ZM128 54V55H127ZM133 54V55H132ZM137 54H139V55H137ZM141 54V55H140ZM23 55V56H22ZM47 56V57H46ZM52 56V57H51ZM62 56V57H61ZM97 56V57H96ZM132 56V57H131ZM138 56H140V59H139V57ZM23 57V58H22ZM38 57V58H37ZM63 57H65L64 59H63ZM93 57H91L92 59H94ZM116 57V58H117ZM138 57V58H137ZM31 58V59H30ZM91 58H89L90 60H91ZM144 58V59H143ZM38 60V61H35V60ZM63 59V60H62ZM104 59H105V61H104ZM139 59V60H138ZM52 60V62L51 63H49L50 61ZM53 60H54V62H53ZM66 60V61H65ZM85 60V59H84ZM89 60V61H90ZM103 60V61H102ZM110 60V59H109ZM108 60V61H109ZM129 60V62H131ZM135 60V61H134ZM19 61V62H18ZM20 61H22V62H20ZM24 61V62H23ZM29 61V62H28ZM32 61V62H31ZM40 61V62H39ZM48 61V62H47ZM36 62V63H35ZM85 61H82V64L84 63ZM91 62V64L93 65V64H95V63H93V60L92 61H90ZM25 63V64H24ZM29 64V66H28V64ZM32 63V64H31ZM55 65H54V64ZM72 63H74L73 65H72ZM80 63L81 62H79V64L77 63V67H79V69H80V67L82 66V64L80 65ZM27 64V65H26ZM35 64L37 65V67L35 66ZM53 66H51V65ZM57 65V66H56ZM80 65V66H79ZM21 66V67H20ZM25 66V67H24ZM27 66V67H26ZM33 66V67H32ZM35 66V67H34ZM47 66H49V67H47ZM140 66V67H139ZM23 67V68H22ZM28 67H29V69H28ZM30 67H31V69H30ZM61 67H63V68H61ZM18 68V69H17ZM20 68V69H19ZM52 68V69H51ZM60 68H61V70H60ZM65 68V69H64ZM13 69H15V71L17 70V71H20V72H15ZM28 69V71H26ZM38 69V70H37ZM47 69V70H46ZM63 69V70H62ZM76 69H78V68H76ZM78 69V70H79ZM141 69V70H140ZM25 70V71H24ZM35 70V71H34ZM57 70V71H56ZM148 70H149V68H148ZM147 70V71H148ZM30 71V72H29ZM33 71V72H32ZM62 71V72H61ZM11 72H14V73H11ZM26 72V73H25ZM28 72H29V74H28ZM35 72V73H34ZM42 72H44V73H42ZM58 72V73H57ZM60 72L63 74V75H61L60 74ZM23 73H25V74H23ZM42 73V74H41ZM52 73L54 74V75H52ZM72 73L73 72H71V74L69 73V76L67 77L68 79L69 78H71V76H73L72 78H78V79H76V80H78L81 84H83V85H85V83L86 82H84V79L85 78H88V75L89 74H86V73H84L83 75L84 76H82V75H80V76H78L77 74H74V75H72ZM28 74V75H27ZM47 74V75H46ZM55 74H56V76H55ZM146 74H147V72H146ZM19 75H22V76H19ZM23 75H24V77H23ZM26 75V76H25ZM35 75V76H34ZM60 75V76H59ZM85 75H87L86 77H85ZM59 76V77H58ZM135 76V77H136ZM138 76V77H139ZM50 77V78H49ZM58 77V78H57ZM83 77V78H82ZM116 77V76H115ZM5 78H7V80H9V81H6L5 80ZM21 78V79H20ZM26 78V79H25ZM40 78V79H39ZM66 78V79H67ZM82 78V79H81ZM117 78V80H120L121 81V83L123 82L121 79H119V77H116ZM126 78V77H125ZM25 79V80H24ZM57 79V80H56ZM67 79V80H68ZM4 80H5V82H4ZM29 80V81H28ZM46 80H48V81H46ZM50 80V81H49ZM127 80H129L128 78H127ZM133 80V79H132ZM37 81V82H36ZM56 81H59V82H57L58 84H56V85H54L53 83H56ZM44 82V83H43ZM53 82V83H52ZM124 83V82H123ZM122 83V84H123ZM50 84V85H49ZM49 85V87L47 88V86ZM60 85V86H59ZM34 86V87H33ZM39 86V87H38ZM88 86V85H87ZM87 86H85L86 88H88L89 90H91L92 88H90L89 86L87 87ZM36 87V88H35ZM23 88V89H22ZM31 88V89H30ZM33 88V89H32ZM38 88H39V91H38ZM2 89H3V91H2ZM5 89V90H4ZM15 89V90H14ZM37 89V90H36ZM41 89V90H40ZM44 89V90H43ZM11 90V91H10ZM20 90V91H19ZM23 90V91H22ZM35 91V92H34ZM37 91V92H36ZM12 92V93H11ZM29 92V93H28ZM93 94L95 93V95H97L96 94V92L92 89V91H91ZM16 93V94H15ZM28 93V94H27ZM44 93H47L46 91L44 92ZM43 93V94H44ZM11 94V95H10ZM12 94H14V95H12ZM22 94V95H21ZM6 95V96H5ZM26 95V96H25ZM28 95V96H27ZM5 96V97H4ZM18 96V97H17ZM18 98V99H16V98ZM28 97V98H27ZM11 98H13V99H11ZM23 98H24V100H23ZM26 98V99H25ZM43 99H44V102L45 101H47V98L45 97V95H43V97H42ZM46 98V99H45ZM5 99V100H4ZM23 101H22V100ZM30 99V98H29ZM18 100V101H17ZM10 101V102H9ZM21 102V103H20ZM37 102V101H36ZM38 103V105L39 106H41L40 105V103L39 102H37ZM47 103H48V101H47ZM141 103V102H140ZM5 105H7L6 107H4ZM48 105V104H47ZM1 106H0V116H2V115H5V112L4 111H2L1 110ZM41 108H43V106H41ZM8 109V110H9ZM15 109V108H14ZM15 111H16V109H15ZM201 131H199V130H197L196 131V135H195V137L196 136H198L199 134L198 133H200ZM198 134V135H197ZM179 147L181 148V149H179L178 151H176V157H177V155L178 156H180L183 152L182 151H184V149H185V146L183 145V146H181V145H179ZM102 155V154H101ZM101 158V156H99L97 159H100ZM170 158H172V160L174 159L175 160V157L174 156H170ZM172 160H170V162L172 161ZM211 161L209 160V161H207V162H205L204 163V167L203 168H209V167H211L212 166V162L210 163ZM169 166V165H168ZM206 166V167H205ZM158 178H159V176H158ZM158 178H156V179H158ZM260 179H264V177L262 176ZM155 183V181L153 182V183H151L147 188L148 189H150V187H152L153 186V184ZM152 185V186H151ZM147 189V190H148ZM146 189H144L143 191H145ZM146 190V191H147ZM157 190V189H156ZM156 190H152L153 192H155ZM153 194V193H152ZM135 195L137 196V198L140 196L139 194H137V193H135ZM139 195V196H138ZM260 195H261V197H260ZM230 196V195H229ZM262 196H263V198H262ZM219 198V197H218ZM215 199L216 200V202L217 203H219V202H221V203H219V204H222L223 205V203H222V201L220 200V198L219 199ZM257 198H258V200H257ZM260 199V200H259ZM264 186H263V190L261 191V193L256 197V200H255V202H254V205H255V207H252V206H254V205H251L250 207H246V209H247V211H248V216L250 217V218H246V217H244L243 219L244 220H246V221H243V222H241V221H237L238 223H241V224H237V222L236 221H233V220H230L229 218H230V216L229 215H226V218L224 219V218H222V217H215V216H211V223H212V226L214 225V224H221V225H223V226H225L226 227V229H228V226H229V222H230V224H231V222H235L234 223V226H232L231 225V231H232V234H230L229 235V239L227 240V242H229V243H227L226 241H220V243L218 242L217 244H218V246L220 247V249H219V253L218 252H216V257H214V259L212 260V262L210 261L209 263L210 264H214V262H216V263H218V262H222V261H225L224 259H225V257L228 255V253H229V256H228V258L230 257V254L232 255L233 254V252H231L233 249H235V247H238L237 246V244H239V243H242V241L243 240H245V238L244 237H246L249 233H251V232H253L254 230H253V226L254 227H256V225H255V222L257 221V219H258V221L257 222H260V227L257 229V231L254 233V235H253V238H251L248 242H247V244L246 245H244L243 247H242V250H240L239 252H238V255L236 256H234L233 258L234 259H232L230 262H229V264H241V263H243V264H264V258H262L261 259V257L264 255V220H262V218H264L263 216H264V208H263V206H264ZM219 200V201H218ZM263 200V201H262ZM260 204H259V203ZM263 202V203H262ZM256 203V204H255ZM132 204V203H131ZM211 205H212V203H211ZM258 205V206H257ZM262 207H261V206ZM260 206V207H259ZM232 207V206H231ZM227 208V207H226ZM230 208V206L227 208V209H229ZM259 208V209H258ZM260 208H262V210H260ZM130 209V208H129ZM249 209V210H248ZM256 209V210H255ZM253 210V211H252ZM256 212V213H255ZM261 212V213H260ZM263 216H262V215ZM254 215V216H253ZM259 218H258V217ZM262 216V217H261ZM220 219V220H219ZM254 219V220H253ZM262 221V223H261V221ZM215 222H214V221ZM224 220V221H223ZM219 222V223H218ZM225 223V224H224ZM117 224V222H115V224L113 223V225L111 226V227H114L115 225ZM237 224V225H236ZM247 224V225H246ZM237 226V227H236ZM241 226H242V228H241ZM247 226V227H246ZM250 226V227H249ZM238 227H240V229L238 228ZM246 227V228H245ZM263 227V228H262ZM233 228V229H232ZM251 228V229H250ZM235 229H236V231H235ZM246 229V230H245ZM248 229V230H247ZM250 230H252V231H250ZM234 231H235V233H234ZM238 231V232H237ZM244 231H245V233H244ZM247 231V232H246ZM263 231V232H262ZM241 232V233H240ZM244 234H243V233ZM258 234H259V237H258ZM261 234V235H260ZM241 237H240V236ZM232 236V237H231ZM236 237V238H235ZM238 237H239V240H238ZM243 237V238H242ZM262 239H261V238ZM233 239V240H230V239ZM243 240H242V239ZM234 239H235V241H234ZM237 239V240H236ZM253 239V240H252ZM258 239V240H257ZM230 240V241H229ZM241 240V241H240ZM261 242H260V241ZM231 241H232V243H231ZM234 241V242H233ZM256 241V242H255ZM224 242V243H223ZM222 243V244H221ZM235 243H237V244H235ZM253 243V244H252ZM223 244H226V246L228 247H226L225 246V250H227V251H223V253H222V250L224 249V245ZM229 246H228V245ZM233 244V245H232ZM258 244V245H257ZM230 245H232V246H230ZM252 245H253V247H252ZM222 248V249H221ZM252 248V249H251ZM229 249H231V250H229ZM236 250V249H235ZM235 250H233L234 252H235ZM244 250V251H243ZM229 251V252H228ZM247 251V252H246ZM225 252H227V253H225ZM251 252V253H250ZM263 252V253H262ZM220 253H222V254H220ZM225 253V254H224ZM247 253V254H246ZM244 256H243V255ZM263 254V255H262ZM241 255V256H240ZM246 255V256H245ZM261 255V256H260ZM233 256V255H232ZM243 256V257H242ZM248 256V257H247ZM224 257V258H223ZM264 257V256H263ZM244 258H245V260H244ZM248 258V259H247ZM218 259V260H217ZM258 259H260V260H258ZM221 260V261H220ZM237 260H239V261H237ZM244 260V262H242ZM263 260V261H262ZM214 261V262H213ZM262 261V262H261ZM241 262V263H240ZM258 262V263H257ZM259 262H261V263H259ZM175 264H181V263H175Z\"/></svg>","mask_w":264,"mask_h":264}]
</instances>
